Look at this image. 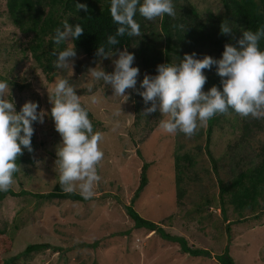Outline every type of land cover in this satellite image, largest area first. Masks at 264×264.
Wrapping results in <instances>:
<instances>
[{
    "label": "rangeland",
    "instance_id": "1",
    "mask_svg": "<svg viewBox=\"0 0 264 264\" xmlns=\"http://www.w3.org/2000/svg\"><path fill=\"white\" fill-rule=\"evenodd\" d=\"M193 1L202 9L204 17L220 13L219 0ZM160 19L148 21L141 16L138 24L147 32L158 33ZM3 22L4 19H0V48L6 50L0 52V80L7 81L11 90L6 98L13 100L19 110L25 102L32 101L39 105L38 112H44L54 86L25 50L26 40L18 44L16 29ZM78 55L77 52L73 73L69 68H56V73L76 88L82 103L100 123L104 134L100 142L104 157L98 166L101 180L93 195L84 202L45 200L35 208L38 202L32 195L50 191L59 180L54 162L56 148L61 143L60 138L47 136L38 129L32 154L34 165L24 168L27 174H22L12 186V191L18 195H7L0 203V224L6 230L3 237L12 236L11 251L0 252V264L5 261L8 264H217L216 256L226 247L234 264H264V216L249 219L242 225L233 224L228 231L227 224L220 219L219 209L206 208L201 215L209 211L213 217L202 223L198 215L192 217L193 228L189 223L184 224L186 219L179 217L181 215H175L180 207L173 206L175 187L170 176L173 160L169 159L173 151L188 154L193 160L190 167L184 162L187 176L193 179L190 191L183 198L185 208L200 203L206 196L217 197L220 180L230 182L241 170L256 163L260 149L264 148V119L235 114L231 120L226 118L225 123L214 124L211 135H208L207 123L191 138L182 133L166 137L158 131L159 121L164 117L159 112L147 117L141 114L145 107L143 99L136 103L132 89L126 91L128 100L114 96L110 86L102 80H92L87 73L89 68L99 65L106 73L113 72V60L118 57L90 63ZM136 63L134 59L132 66L141 73L142 68ZM140 75L137 87L143 80ZM138 91L143 90L138 88ZM92 94L101 98L98 104L88 102ZM120 105L123 113L114 117L112 114ZM116 120L119 127L113 130ZM147 163L148 184L135 198ZM23 191L29 194L22 196ZM75 192L80 193L78 189ZM151 195L156 197L154 208L150 204ZM126 207L164 224L166 234L186 238L190 247L206 249L211 257L189 256L182 253L177 244L164 241L152 232L146 234L142 229H135ZM28 213L27 223L21 224V229L14 234L11 223L19 221L20 215H23L22 220L26 219ZM168 217L171 219L166 221ZM203 225L205 229L199 231ZM36 244H47L48 248L25 253L28 246Z\"/></svg>",
    "mask_w": 264,
    "mask_h": 264
},
{
    "label": "clouds",
    "instance_id": "2",
    "mask_svg": "<svg viewBox=\"0 0 264 264\" xmlns=\"http://www.w3.org/2000/svg\"><path fill=\"white\" fill-rule=\"evenodd\" d=\"M76 8L86 13L89 11L84 3H76ZM137 11L148 21L165 15L175 19L177 15L173 0H110L111 17L119 27L115 35L108 37V49L100 45L95 55L101 61L118 57L113 60L114 71L106 73L100 65L87 70L92 80H102L110 86L114 96L127 100L126 91L136 89L139 68L132 66L135 57L127 47L121 51L115 46L119 44L117 37L140 35V25L134 19ZM179 27L184 29L182 24ZM83 33L81 25L73 26L65 21L63 29H56L53 42L60 45L77 40ZM220 34L235 41L224 45L222 58L216 60L205 55L197 59L196 53L185 54L178 64H160L156 75H144L140 83L143 91L137 93L145 105L141 114L147 117L159 112L164 117L158 125L163 133H182L191 138L210 119L233 112L242 118L264 119V51L260 49L264 27L254 32L243 31L236 39L229 21L223 20ZM53 54L57 57L55 68L72 71L77 58L75 44ZM214 65L221 78V86L214 85L205 92L207 77L204 70H211ZM9 92L8 82L0 80V193L8 192L14 185L15 174L21 171L17 161L24 154L23 150L33 152V124H43L46 115L43 111L38 112L39 105L32 101L25 102L17 112L13 100L6 98ZM49 98L53 105L51 118L55 131L61 137L54 162L61 190L71 194L78 189L85 199L90 198L101 180L98 166L104 157L100 148L104 134L94 131L88 108L67 79L58 77L55 80L53 94ZM87 99L95 105L101 98L92 94ZM122 113L120 105L112 115L119 117ZM118 127L119 121L116 120L113 130Z\"/></svg>",
    "mask_w": 264,
    "mask_h": 264
},
{
    "label": "trees",
    "instance_id": "3",
    "mask_svg": "<svg viewBox=\"0 0 264 264\" xmlns=\"http://www.w3.org/2000/svg\"><path fill=\"white\" fill-rule=\"evenodd\" d=\"M76 3L87 4L89 11L87 13L83 10L78 11ZM173 3L177 14L176 18L173 19L167 15L161 17L159 23L160 32H147V29L140 28V38L138 36L129 37L127 34L117 37L119 44L115 47H118L121 51L127 47L129 52L135 54L136 64L142 68V72H139L141 80L145 74L156 75V68L160 64H178L185 54L196 53L197 59H202L205 55L216 60L222 58L224 45L226 43H235L232 37L220 34V25L223 20L229 21L236 39L241 37L243 31L251 30L254 32L258 28L264 27V0H219L220 13L215 17H204L202 9H198L193 0H173ZM0 19H4L3 23L5 25L8 24L16 29L19 35V37H16L18 44H22L23 39L26 40L25 50L29 52L30 58L38 64L44 76L53 86L58 78L57 70L54 67L57 57L53 52L58 53L71 44H75L76 51L79 53L78 56L89 60L90 63L97 62L101 60L95 55L97 47L104 45L107 50L109 47L107 45L108 37L115 35L119 27L111 17L110 0H0ZM134 19L137 23L140 22L141 16L138 11ZM65 21H68L73 26L76 24L81 25L84 33L77 40L65 41L57 45L53 42V37L57 28L63 29ZM181 24L184 25V29L179 27ZM134 45L137 47L133 50L132 47ZM260 49L264 51V40L260 42ZM5 50L0 48V52ZM25 50L23 49V51ZM204 74L207 77V83L203 91H209L214 85L217 87L221 86V78L216 74L215 65L211 70H204ZM11 85L17 86L15 83ZM18 87L23 88L22 86ZM138 88L140 86H136V89L132 90L133 100L136 103L142 98L137 94ZM8 99L10 100V98ZM52 106L49 101L44 111L46 115L44 116L43 124L38 122L33 124V152L37 145L38 129L44 131L47 136L61 139L60 135L55 131L54 121L51 118ZM16 110L17 112L20 111L17 105ZM234 115L235 113L233 112L230 115H217L210 119L208 121V135H211L214 124L217 122L225 123L226 118L231 120ZM89 119L92 121L94 131L101 132L100 123L90 111ZM167 135L165 136L167 137ZM169 136L172 135L169 134ZM41 143L44 144V141L41 140ZM169 148H171L170 145ZM23 151L24 154L17 161L21 166V171L15 174V181L17 179L20 180L22 174H27L28 171L24 168H32L34 165L33 152L29 153L27 149ZM170 154L169 159L170 161L173 160L170 171H173V173L172 175L170 173V176L175 187L173 206L177 205L180 207V211H177L175 215H181L179 217L186 219L183 221L184 224L193 223L194 220L191 218L196 215H198L199 223L212 218L213 215L209 211L205 213L206 215H201L206 208L210 210V207L220 210V219L222 223L227 224L226 229L228 231L233 224L235 226L242 225L249 219L264 216V148L260 149L254 165H249L244 170H241L230 182L219 181L217 197L206 196L200 203L192 204V207L188 209L184 207L183 198L190 191V184L193 183V179L187 176L184 162L187 163V167H190L193 164V160L188 154L180 155L173 151ZM148 167V163L143 167L135 198L148 184L146 175ZM28 194L26 191L21 193L22 196ZM7 195L16 197L18 194L14 193L12 189L8 192L0 193V203ZM32 197L37 199L38 204L35 206L37 209L40 202L45 200H70L72 202H84L87 200L78 192L71 194L63 192L59 185V180L50 191L35 193ZM150 200H152L150 202L151 207L154 208L156 197L152 196ZM169 206H172V203ZM126 210L135 229H142L146 234L152 232L164 241L177 244L180 246L181 252L189 256L201 257L209 255L211 257V252L209 254L206 249L190 247L186 238L166 234L164 232V224L153 222L151 219L139 215L132 207H126ZM34 211L33 209V213ZM155 215L161 216L160 214ZM22 219L23 215H20L19 221L11 223L14 234L21 229V224L27 223L29 213L26 219ZM168 219H171V217H168L166 221ZM191 227L193 228L195 225L192 226L191 224ZM204 229L205 226L203 225L199 231ZM5 233L4 226L2 227L0 224V252L8 254L12 248L10 242L12 236L10 237V234H6L3 237ZM42 248H48V245L36 244L28 246L25 253L29 254ZM228 253L229 250L226 247L221 255L216 256V263L234 264ZM5 264H8V262L5 261Z\"/></svg>",
    "mask_w": 264,
    "mask_h": 264
}]
</instances>
